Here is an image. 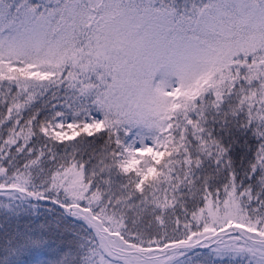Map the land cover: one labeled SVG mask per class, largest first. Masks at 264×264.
<instances>
[{"label":"snow or ice","instance_id":"snow-or-ice-1","mask_svg":"<svg viewBox=\"0 0 264 264\" xmlns=\"http://www.w3.org/2000/svg\"><path fill=\"white\" fill-rule=\"evenodd\" d=\"M0 264H264V0H0Z\"/></svg>","mask_w":264,"mask_h":264}]
</instances>
